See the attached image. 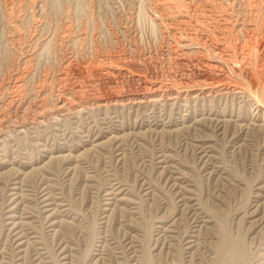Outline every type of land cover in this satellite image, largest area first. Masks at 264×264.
I'll return each instance as SVG.
<instances>
[{
    "label": "rangeland",
    "instance_id": "374dc122",
    "mask_svg": "<svg viewBox=\"0 0 264 264\" xmlns=\"http://www.w3.org/2000/svg\"><path fill=\"white\" fill-rule=\"evenodd\" d=\"M263 39L264 0H0V264H264Z\"/></svg>",
    "mask_w": 264,
    "mask_h": 264
},
{
    "label": "bare ground",
    "instance_id": "6f19581e",
    "mask_svg": "<svg viewBox=\"0 0 264 264\" xmlns=\"http://www.w3.org/2000/svg\"><path fill=\"white\" fill-rule=\"evenodd\" d=\"M201 26V25H200ZM180 29V28H179ZM264 40V39H263ZM215 45V44H214ZM186 46H188L187 44L184 46V47H186ZM255 46V45H254ZM189 47V46H188ZM251 47V46H250ZM226 48V47H225ZM252 48V47H251ZM250 48V49H251ZM256 48V52L255 53H257V55H258V57H259V60L262 62V64H263V67H264V41H260L259 43H258V46L257 47H255ZM247 51V50H246ZM249 53V52H248ZM252 53H253V51H252ZM212 54V53H211ZM251 54V53H250ZM223 55V54H222ZM222 55H218L217 57H218V59L220 60V62L221 61H224L226 64H229V63H231L229 60H227V58L225 57V56H222ZM238 55V54H237ZM256 55V56H257ZM243 56V55H242ZM253 56V55H252ZM227 57H229V56H227ZM247 57V56H246ZM208 58V57H207ZM257 58V57H256ZM234 59H235V57H234ZM240 60H242V59H240ZM255 60V59H254ZM253 60V61H254ZM131 61V60H130ZM235 61V60H234ZM259 61V62H260ZM175 62V61H174ZM223 62V63H224ZM239 62V61H238ZM257 62V61H256ZM259 62H257V63H259ZM235 63V62H234ZM219 64V63H218ZM221 64V63H220ZM237 64V63H236ZM239 64H241L242 66H241V68H240V70H241V73H242V75L241 76H243V78H248V75L250 76V74L248 73V70L246 69V66H245V63H244V61H240V63ZM261 65V64H260ZM204 66V65H203ZM202 66V67H203ZM206 66V65H205ZM182 67V66H181ZM214 67V66H213ZM256 67V66H255ZM260 67V66H259ZM204 68H206V67H204ZM209 68V67H208ZM214 68H216L217 69V66H215ZM261 68V67H260ZM211 69V68H210ZM209 69V70H210ZM208 70V71H209ZM262 70V69H261ZM263 70H264V68H263ZM215 71V70H214ZM259 71H260V69H259ZM173 72V71H172ZM211 72V71H210ZM240 72V71H239ZM201 73V72H200ZM204 73V72H203ZM240 73V74H241ZM220 74V73H219ZM219 74L218 73H216V74H212L211 75V73L210 74H208V77H212V79H210V80H212L213 82H209V83H212L211 85L213 86V85H217V84H220V83H222L223 81H224V76L223 75H221V76H219ZM261 74H264V72L263 73H260V77L262 78V75ZM100 76V75H99ZM141 76V75H140ZM153 76V75H152ZM240 76V77H241ZM226 77V76H225ZM161 78V77H160ZM227 78V77H226ZM105 79V78H104ZM152 79H154L153 77H152ZM208 79V78H207ZM229 79V78H228ZM115 80V79H114ZM150 80V79H149ZM209 80V81H210ZM243 80V79H242ZM245 80V79H244ZM132 81V80H131ZM188 81V80H187ZM251 81V80H250ZM262 81H264V76H263V79H262ZM147 82V81H146ZM252 82V81H251ZM123 83V82H122ZM121 83V84H122ZM192 83V82H191ZM190 83V84H191ZM198 83V82H197ZM208 83V84H209ZM115 84H116V82H115ZM223 84V83H222ZM236 84V83H235ZM246 84V83H245ZM263 84H264V82H263ZM125 85V84H124ZM145 85V84H144ZM161 85V84H160ZM184 85V84H183ZM193 85H194V87H196L195 86V84L193 83ZM232 85V84H231ZM250 85V84H249ZM187 86V85H186ZM203 86V85H202ZM206 87H207V85H205ZM210 86V85H209ZM225 86V85H224ZM254 86V85H253ZM214 87V86H213ZM223 87V86H222ZM221 87V88H222ZM230 87V86H229ZM251 87V86H250ZM154 88V87H153ZM210 88L212 89V87L210 86ZM249 88V87H248ZM162 89V88H161ZM174 89V88H173ZM159 90V89H158ZM219 90V89H218ZM217 90V91H218ZM151 91H153L152 89H151ZM175 91V90H174ZM221 91H223V92H228L229 93V91H230V89L229 88H222L221 89ZM220 91V92H221ZM160 92V91H159ZM168 92V91H167ZM173 92V91H172ZM236 92V91H235ZM238 92V91H237ZM153 93L154 94H156L157 92L156 91H153ZM170 94V93H169ZM233 94V93H232ZM113 95V94H112ZM152 95V94H151ZM223 95V94H222ZM118 98V97H117ZM115 100V99H114ZM89 103V102H88ZM221 253V252H220ZM225 254V256L224 257H222V255H221V261H220V263L219 264H244V262H245V258H244V255H243V251L241 252L240 251V253L239 252H236L233 248H231V246L230 245H228L227 243H226V245H224V247H223V255ZM246 257V256H245Z\"/></svg>",
    "mask_w": 264,
    "mask_h": 264
}]
</instances>
